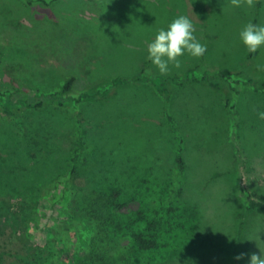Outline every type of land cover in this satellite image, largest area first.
<instances>
[{
    "label": "rangeland",
    "instance_id": "374dc122",
    "mask_svg": "<svg viewBox=\"0 0 264 264\" xmlns=\"http://www.w3.org/2000/svg\"><path fill=\"white\" fill-rule=\"evenodd\" d=\"M180 15L207 51L162 75L147 46ZM249 22L264 25V0H0V105L21 114L0 112L1 262L40 250L75 264L92 233L72 210L78 192L118 194L132 229L158 228L150 250L118 233L127 264H249L264 251V209H250L264 204V47L240 42Z\"/></svg>",
    "mask_w": 264,
    "mask_h": 264
},
{
    "label": "trees",
    "instance_id": "16d2710c",
    "mask_svg": "<svg viewBox=\"0 0 264 264\" xmlns=\"http://www.w3.org/2000/svg\"><path fill=\"white\" fill-rule=\"evenodd\" d=\"M139 79V78H137ZM174 80V79H172ZM75 79L69 78L65 81L62 89L52 94L51 97L55 99L58 106H62L63 97L72 93ZM126 80L114 79L113 84H123ZM100 96L98 91L85 92L78 94L77 101L82 99H97ZM58 98V99H56ZM61 98V99H60ZM53 101V100H52ZM51 102V101H50ZM43 104L36 102L28 104L27 109L41 108ZM0 112L14 117L17 121L20 120L21 114L14 106L0 105ZM179 169L178 175L180 177V186L176 190L179 195L183 191L184 164L182 159L178 160ZM118 194L106 195L96 194L94 192L88 194L74 193L72 194V210L74 214L80 216L91 229V237L88 243L82 248L81 255L75 264H127L128 248L127 246H120L121 230L129 234L132 245L140 250H150L162 247L163 239L157 233L158 228L155 224L145 226L143 229H132L133 223L138 221V217L134 222L132 215L129 213H117L115 211V199ZM264 209V204L251 201L250 209ZM141 219V218H140ZM40 250L35 251V256L28 264H53L49 258H43ZM0 264H3L0 260Z\"/></svg>",
    "mask_w": 264,
    "mask_h": 264
},
{
    "label": "clouds",
    "instance_id": "9594fccd",
    "mask_svg": "<svg viewBox=\"0 0 264 264\" xmlns=\"http://www.w3.org/2000/svg\"><path fill=\"white\" fill-rule=\"evenodd\" d=\"M194 32V24L186 15L175 17L166 28H160L156 32L154 38L148 43L147 51L148 59L160 74H168L170 64L177 69L181 68V61L178 58L186 52L196 58L206 53V45L197 40ZM238 38L248 52L255 53L264 47V25L249 22L239 31ZM257 115L259 119L264 120V111L258 112ZM242 258L243 254L235 257L236 260ZM249 264H264V251H260L259 255L251 254Z\"/></svg>",
    "mask_w": 264,
    "mask_h": 264
}]
</instances>
